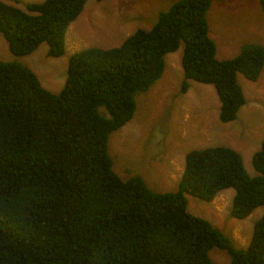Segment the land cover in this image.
I'll list each match as a JSON object with an SVG mask.
<instances>
[{
  "label": "trees",
  "instance_id": "trees-1",
  "mask_svg": "<svg viewBox=\"0 0 264 264\" xmlns=\"http://www.w3.org/2000/svg\"><path fill=\"white\" fill-rule=\"evenodd\" d=\"M84 1L20 9L0 0L8 50L22 56L46 41L47 55H61L66 26ZM210 2L176 0L118 46L71 53L56 94L24 66L0 61V264H219L208 257L213 247L228 254L222 264H264V143L252 154L253 176L228 146L192 149L176 190L164 192L137 176L120 180L107 155L108 135L132 116L133 95L160 78L164 55L179 43L180 90L187 80L210 84L219 121L235 118L244 103L236 74L256 81L263 51L245 46L217 58L205 19ZM227 187L231 218L263 206L243 246L186 211V194L209 203Z\"/></svg>",
  "mask_w": 264,
  "mask_h": 264
},
{
  "label": "rangeland",
  "instance_id": "rangeland-1",
  "mask_svg": "<svg viewBox=\"0 0 264 264\" xmlns=\"http://www.w3.org/2000/svg\"><path fill=\"white\" fill-rule=\"evenodd\" d=\"M1 1L24 9L27 3L43 0ZM174 1L85 0L76 17L66 26L61 55H47L48 45L43 41L30 53L14 56L0 33V61L24 66L36 75L42 87L56 94L63 86L71 53L89 47L118 46L135 30L150 29L158 14L166 11ZM205 19L217 58L232 57L245 46L260 47L264 56V11L259 0H211ZM181 50L179 43L174 51L164 55L160 78L148 89L133 95L131 118L108 135L107 155L111 169L122 181L137 176L154 192L174 191L188 151L224 145L239 154L243 170L253 176L252 154L264 143V62L256 81L236 74L244 103L232 121L222 123L218 119V99L210 84L187 80L186 90H180ZM97 111L107 116L104 109ZM171 159H175L176 164L173 165ZM233 195L234 189L227 187L209 203H203L186 194V211L207 219L222 234L243 246L263 206H256L242 219L231 218ZM207 254L219 264L227 262L229 257L214 247Z\"/></svg>",
  "mask_w": 264,
  "mask_h": 264
},
{
  "label": "crops",
  "instance_id": "crops-1",
  "mask_svg": "<svg viewBox=\"0 0 264 264\" xmlns=\"http://www.w3.org/2000/svg\"><path fill=\"white\" fill-rule=\"evenodd\" d=\"M171 63H172V64H174V62H172V61H171ZM164 64H165V56H164ZM162 72H163V71H162ZM161 75H162V73H161ZM161 75H160V76H161ZM242 105H243V104H242ZM170 162H171L173 165H174V164H176V162H175V159H171V160H170ZM169 173H171V174H172V173H173V171H172V170H170V171H169ZM156 192H157V191H156ZM161 192H163V191H161Z\"/></svg>",
  "mask_w": 264,
  "mask_h": 264
},
{
  "label": "clouds",
  "instance_id": "clouds-1",
  "mask_svg": "<svg viewBox=\"0 0 264 264\" xmlns=\"http://www.w3.org/2000/svg\"><path fill=\"white\" fill-rule=\"evenodd\" d=\"M164 192V191H163Z\"/></svg>",
  "mask_w": 264,
  "mask_h": 264
}]
</instances>
